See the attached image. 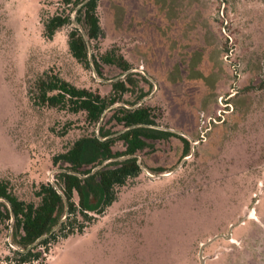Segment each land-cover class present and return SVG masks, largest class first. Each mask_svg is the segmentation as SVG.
<instances>
[{"label": "rangeland", "instance_id": "374dc122", "mask_svg": "<svg viewBox=\"0 0 264 264\" xmlns=\"http://www.w3.org/2000/svg\"><path fill=\"white\" fill-rule=\"evenodd\" d=\"M104 32L88 49L89 66L70 54L68 34L84 25L61 0H0V181L26 202L53 183L54 157L100 127L119 132L118 107L148 106L161 130L141 173L82 235L41 248L26 264H264V0H97ZM71 22L51 39L43 22ZM113 52L131 65L137 88L90 125L82 112L36 105L35 83L58 77L107 97L124 78L93 64ZM141 93H146L139 99ZM118 141L113 150L122 151ZM241 221V223H240ZM240 223V224H239ZM0 224V264H19ZM21 264V263H20Z\"/></svg>", "mask_w": 264, "mask_h": 264}, {"label": "trees", "instance_id": "16d2710c", "mask_svg": "<svg viewBox=\"0 0 264 264\" xmlns=\"http://www.w3.org/2000/svg\"><path fill=\"white\" fill-rule=\"evenodd\" d=\"M61 4L72 6L75 22L84 25L83 32L75 28L68 34L69 52L78 63L89 66V46L104 35L97 15V0H61ZM70 22V15L56 13L48 17L43 22L44 37L53 38ZM100 62L117 66L124 76L112 84L109 96L77 88L58 77H40L35 83V104L82 112L90 125L98 124L106 109L121 101L131 88H137L135 73L122 56L108 52L93 58L96 69ZM144 96L146 93H141L139 99ZM112 117L122 126L121 131L110 132L100 127L98 132L80 136L64 153L54 157L53 165H64L58 167L53 183L38 186L34 192L36 202L20 199L7 182L0 181V224L11 223L10 244L19 264L43 261L45 252L41 248L48 252V247L60 239L82 235L95 217L117 200L119 188L139 176V153L152 149L151 141L179 138L184 156L189 154L188 140L159 129L148 106L118 107ZM118 141L124 145L122 151L113 150Z\"/></svg>", "mask_w": 264, "mask_h": 264}, {"label": "water", "instance_id": "95a60500", "mask_svg": "<svg viewBox=\"0 0 264 264\" xmlns=\"http://www.w3.org/2000/svg\"><path fill=\"white\" fill-rule=\"evenodd\" d=\"M97 168H100L97 167ZM241 223V221H240ZM239 223V224H240ZM237 225H233L230 227L228 233L226 235H217L215 237H213L212 239L208 240L207 242H205L204 244H202L200 246V249H199V253H198V257H199V264H205V261H206V258L203 256V251H204V248L207 247L208 245H210L212 242H214L215 240L219 239V238H223V239H226V240H230L231 239V230L236 227Z\"/></svg>", "mask_w": 264, "mask_h": 264}]
</instances>
